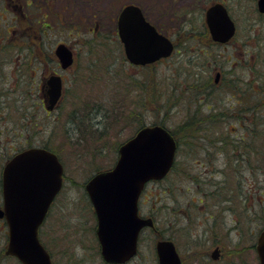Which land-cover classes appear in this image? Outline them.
<instances>
[{
	"label": "rangeland",
	"instance_id": "obj_1",
	"mask_svg": "<svg viewBox=\"0 0 264 264\" xmlns=\"http://www.w3.org/2000/svg\"><path fill=\"white\" fill-rule=\"evenodd\" d=\"M15 1L0 0V57L7 56L0 60V78L8 77L0 95V173L16 150L44 140L59 156L62 191L40 230L53 263L106 264L83 185L115 164L118 146L140 126L154 123L178 135L180 147L172 171L146 186L142 211L153 216L155 226L142 231L137 254L124 264H157L156 240L169 235L179 242L186 264H197L184 232L190 226L189 236L209 235L200 224L209 201L229 209L222 212L227 234L225 229L220 234L226 244L241 233L237 245L248 251L264 227V92L258 87L264 77V13L256 0H224L236 24L225 45L212 44L202 33V8L212 0L194 6L191 0H20L25 17ZM126 3L146 7L148 18L174 40L172 55L145 66L126 59L116 30V16ZM44 24L43 36L38 29ZM24 42L39 57L24 53ZM59 42L74 53L65 70L53 53ZM43 64L46 78L54 72L63 79L59 101L46 112L39 89ZM217 70L222 74L214 83ZM205 146L224 150L220 173L204 171L211 156ZM191 199V220L181 218L176 227V212ZM2 228L0 264H21L5 254L8 236ZM229 252L222 251L219 264H250L251 259Z\"/></svg>",
	"mask_w": 264,
	"mask_h": 264
},
{
	"label": "water",
	"instance_id": "obj_2",
	"mask_svg": "<svg viewBox=\"0 0 264 264\" xmlns=\"http://www.w3.org/2000/svg\"><path fill=\"white\" fill-rule=\"evenodd\" d=\"M264 12V0H256ZM205 20L212 40L226 43L235 33V23L222 3L211 5ZM116 30L126 59L145 65L169 56L172 41L158 32L144 16L139 5H123L116 18ZM62 69L73 63V51L64 42L53 50ZM62 93V77L46 78V109L52 110ZM176 143L172 134L160 124L145 125L118 147L115 164L90 177L85 189L94 207L96 236L102 259L123 264L136 255L138 235L146 226H153L151 217L138 214V196L150 180L162 179L170 170ZM63 166L57 154L49 149L28 147L14 154L3 166L2 197L8 227L5 253L21 264H52L51 257L38 236L48 207L62 185ZM259 263L264 264V228L256 245ZM158 264H181L169 239L155 243Z\"/></svg>",
	"mask_w": 264,
	"mask_h": 264
},
{
	"label": "flooded vegetation",
	"instance_id": "obj_3",
	"mask_svg": "<svg viewBox=\"0 0 264 264\" xmlns=\"http://www.w3.org/2000/svg\"><path fill=\"white\" fill-rule=\"evenodd\" d=\"M191 1H193L192 2V6H194V5H196V4H194V3H197V0H191ZM201 1V0H200ZM203 1V0H202ZM205 2V1H204ZM215 3H222L223 5H224V7L227 9V11H229L228 10V8H227V6H226V4L224 3V0H212L210 3H208L207 4V6L206 7H204V8H202V9H200V10H202V13H203V24H202V33H203V35H205L208 39H209V41L212 43V44H220V45H225L226 43H228V42H230L232 39H233V37L235 36V34H236V32H235V34H234V36H232V38L228 41V42H226V43H219V42H216V41H214V40H212V38H211V35H210V32H209V29H208V26H207V23H206V20H205V12H206V10L211 6V5H213V4H215ZM15 6H17V9H18V12H19V14H23V11H22V5L20 4V0H16L15 1ZM191 6V7H192ZM198 7V6H197ZM196 7V8H197ZM144 9H145V12H146V14H147V11H146V7H143ZM257 8V7H256ZM198 10V9H197ZM190 11V13L192 14V13H194V11L193 10H189ZM259 12V11H258ZM229 13V12H228ZM259 13H261V12H259ZM261 14H263V13H261ZM23 16L25 17V15L23 14ZM148 17V16H147ZM149 19V18H148ZM149 21L156 27V29L159 31V32H161V33H163L165 36H167V34L166 33H164V31L160 28V26H159V24L158 23H155V22H153V21H151L150 19H149ZM22 23V22H21ZM236 25V24H235ZM46 27V25L44 24V25H42V26H40V28L38 29V31L40 32V34L41 35H45V33H44V28ZM20 34H25V31H20ZM33 36L35 37V38H37L35 41L37 42V43H41L42 42V39H39L38 38V34L36 35V31H35V33H33ZM173 43H174V46H175V48H176V44H175V42H174V40L173 39H171L169 36H167ZM35 41H33V42H35ZM41 41V42H40ZM26 44V42H24V45ZM37 46H39V45H37ZM21 47V49H22V47L23 46H20ZM20 47H19V49H20ZM25 47L28 49V46L27 45H25ZM1 50L2 49H0V52H1ZM22 51H24V50H22ZM28 53L29 55H31V54H33V58L34 59H36L37 58V56H38V53L36 52V53H34V51L31 53V51H29V49H28V51H24V53ZM17 55L19 56L20 55V52L19 53H17ZM37 55V56H36ZM6 57L7 56H4V58H1L0 57V60H2V59H6ZM39 57V56H38ZM42 57H43V59L41 60L42 61V63H44L45 64V62H46V52L43 50L42 51ZM45 58V59H44ZM44 64H43V69H42V73H41V76H40V78H39V89L41 90V92L43 93V96H45V98H46V67L44 66ZM1 65V64H0ZM3 66V65H2ZM54 73V72H53ZM221 72H219L218 70L217 71H215V76H214V79H213V82L214 83H217L218 81H219V79H220V77H221ZM30 77H32L31 75H30ZM8 79V77L5 75H3L1 78H0V95H2V93H3V90H4V84L2 85V83H5L6 82V80ZM28 81V80H27ZM27 92H32V91H30V88H27ZM23 94L24 95H27V93H25V92H23ZM44 108H45V112H46V101H45V99H44ZM30 122H26V126L28 127V124H29ZM172 134V136H173V138H174V140H175V143H176V150H175V160H174V165L172 166V169H173V167H175V161H176V154H177V152H178V150H179V147H180V138H179V136L178 135H176L174 132L173 133H171ZM204 137V136H203ZM202 137V138H203ZM29 147H40V148H44V149H46V140H44L43 141V143H39V144H37V145H34V146H29ZM23 149H25V148H21V149H18V150H16L12 155H10L6 160H5V162H4V164L14 155V154H16L17 152H19V151H21V150H23ZM204 150H206L207 151V153L208 154H211V156L210 157H208V163H206L205 165H204V167H203V169H205L204 171H206V170H208V171H213V172H215L216 174H218V173H220L221 171H222V166L220 165V163H221V160H223L224 162H225V160H226V157H225V155H224V150L223 149H218V150H216V149H210L209 147H207V146H205L204 148H203ZM212 159V160H211ZM237 159V155H236V158H235V160ZM4 164H3V166H4ZM2 170H3V167H2ZM2 170H1V173H0V209L3 207V197H2ZM63 186V185H62ZM145 189H146V186L142 189V191L140 192V194H139V197H138V213H139V215L140 216H142V217H147V216H150V217H152L153 218V216L150 214H147V213H144L143 211H142V199L144 200V194H145ZM62 191V187H61V189L58 191V193L54 196V199L52 200V202H51V204H50V206H49V208H48V210H47V212H46V215H45V217H44V219H43V222H42V224H44V222L47 220V218H48V215H49V213H50V211H51V209H52V206H53V204H54V202H55V200H56V198L60 195V192ZM83 196H84V198H85V201H86V203H87V205H86V207L89 209V211L91 212V214L93 215V218H94V220H95V223H96V214H95V210H94V208H93V205H92V203H91V201H90V199H89V196H88V193L86 192V189H85V185H83ZM194 202V200L193 199H191V201H187V206H186V208H185V210H182V209H180V210H178L177 212H176V215H175V217H174V220H173V223L176 225V227H179V226H181L180 225V222H181V218H183L184 220H186L187 222H189V220H191V218L189 217L190 215H192V213L189 211V208H190V206H191V204ZM214 206H213V205ZM208 209L206 210V212H205V215L202 217V222L200 223V224H204L203 226H204V228H205V230L206 231H208V236H206L205 235V237H203L202 239H200V238H195V237H193V235H191V236H189V234H191V228H190V226H188V227H186L185 228V234H186V237H187V241H189V243H188V248H187V251H189V253L191 254H193V253H195V255L197 256V259H196V263L197 264H219V261H221L222 260V258H223V256H222V251H227V250H230V252H232L233 253V255L234 256H236L237 258H240L242 261H245V259H247V258H249V259H251L250 260V264H260L259 263V258H258V253H257V249H256V245H257V238H258V235H257V237H256V239H255V241L253 242V243H251L250 244V248L248 247V251L246 250V251H241L242 250V248H241V246H239V245H237V244H239L241 241H242V239H241V236H242V234L240 233L239 234V237H238V239L236 240V242L234 243V244H232V243H230V242H228L227 241V244H226V238L224 237V239L221 237V233L224 231V229H225V233H223V234H227V229H226V227H225V225H226V221H225V216H224V214L222 213V212H225V211H227V210H229V209H226L225 208V206H221L222 204L221 203H219V201H209L208 202ZM183 208V207H182ZM211 208H215V210H211ZM60 214L58 213V215L56 216V218L55 219H58V218H60ZM52 220H54V219H52ZM206 223V224H205ZM0 224L1 225H3V228H2V231L3 232H5V234L8 236V231H7V221H6V219H5V217L4 216H0ZM96 227V226H95ZM146 228H143L142 229V231H144ZM174 230V229H173ZM141 231V232H142ZM213 231V232H212ZM210 232H211V234H212V236H211V238H210ZM94 233H95V228H94ZM173 234V233H172ZM259 234V233H258ZM159 239H170L172 242H173V244H174V246H175V248H176V250H177V252L179 253V255H180V258H181V264H186V262H185V258L183 257V255L181 254L182 253V249H180V245H179V242L177 241V240H175V238H174V236L173 235H169V236H165V237H160V238H158L157 240H159ZM233 238H230L229 240L231 241ZM203 240H205L204 242H203ZM202 243L205 245V244H207L206 245V247H204V249H203V247H200V246H202ZM196 245L197 247H190V245ZM225 245H227V247L225 246ZM234 245H237V246H234ZM225 246V247H224ZM227 248V249H226ZM229 252V253H230ZM242 252H245V254L247 255V257H242ZM53 261V260H52ZM54 264V263H53ZM191 264H194L193 262H191Z\"/></svg>",
	"mask_w": 264,
	"mask_h": 264
},
{
	"label": "trees",
	"instance_id": "obj_4",
	"mask_svg": "<svg viewBox=\"0 0 264 264\" xmlns=\"http://www.w3.org/2000/svg\"><path fill=\"white\" fill-rule=\"evenodd\" d=\"M139 4V3H138ZM140 6H141V8L143 9V12H144V14H145V16L147 17V14H146V12H145V9L143 8V6L141 5V4H139ZM148 18V17H147ZM264 77H262L261 78V83L259 84V91H261V89H262V91L264 92ZM263 81V82H262ZM264 99V98H263ZM259 102L261 103V100H259ZM264 105V104H263ZM142 126H144V125H142ZM78 127V129H80L81 130V128H80V126L78 125L77 126ZM141 127V126H140ZM139 127V128H140ZM169 131L172 133V131L169 129ZM185 134V132H181V135H184ZM260 134H264V132H260ZM46 148H48V147H46ZM172 171V170H171ZM41 227H40V229H39V237H40V240H41V242L44 244V246L46 247V243L42 240V237H41ZM107 264V263H106Z\"/></svg>",
	"mask_w": 264,
	"mask_h": 264
}]
</instances>
